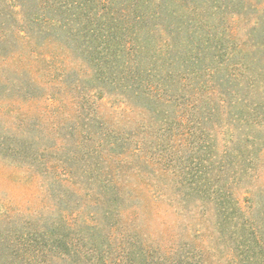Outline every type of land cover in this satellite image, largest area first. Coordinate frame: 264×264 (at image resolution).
I'll return each mask as SVG.
<instances>
[{
    "label": "trees",
    "instance_id": "16d2710c",
    "mask_svg": "<svg viewBox=\"0 0 264 264\" xmlns=\"http://www.w3.org/2000/svg\"><path fill=\"white\" fill-rule=\"evenodd\" d=\"M42 100L55 145L43 124L13 127L0 157L46 180L59 216L0 230V264H204L187 243L141 244L167 192L235 264H264V0H0V116Z\"/></svg>",
    "mask_w": 264,
    "mask_h": 264
},
{
    "label": "rangeland",
    "instance_id": "374dc122",
    "mask_svg": "<svg viewBox=\"0 0 264 264\" xmlns=\"http://www.w3.org/2000/svg\"><path fill=\"white\" fill-rule=\"evenodd\" d=\"M19 59H8V70L12 72L23 67V64L18 61ZM40 68H43L46 71V67H43L42 62L39 64ZM38 67L36 74L40 75L43 71ZM8 74V75H11ZM40 93V92H39ZM39 93H35L38 95ZM40 101V100H39ZM8 107L6 108L5 113L0 116V134L3 137H8L13 133V127H25L32 124H43L45 125V142L48 145H55L57 142L56 134L53 133L59 123H55L53 127H48V123L52 118L50 115L45 113V103L42 100L41 102L30 103L26 108V113L28 120H23L20 118H15L14 113L17 114L14 110H11ZM112 108L110 103L104 102L100 107L102 114L110 116ZM69 110L64 109V113L59 117L60 120L65 118V113L67 114ZM20 119L23 124H20ZM55 119V118H54ZM56 120V119H55ZM59 119L57 122H60ZM28 125H27V124ZM40 125V128L43 126ZM222 125V124H221ZM26 129V130H27ZM212 133H215L219 137L222 136V133H225L227 130L224 126L222 127H212ZM30 130V135H31ZM56 132V131H55ZM234 132V131H233ZM236 132V131H235ZM37 133V132H36ZM257 135H261L262 141L259 143L260 147L264 146V128H258L256 131ZM35 133L33 132V136ZM253 135V134H252ZM255 135V136H257ZM32 136V138H33ZM58 138V136H57ZM36 144L39 145V148H43L39 139L36 140ZM1 154V153H0ZM62 154V151H59L58 155ZM16 162V161H15ZM258 174L260 175V180L258 184L263 183L264 181V151L258 155ZM46 180H40L35 171L28 169L25 164L18 165V163L11 164V161L5 157H0V212H8L12 214V222L5 219L0 213V230L5 229L7 226L12 224L22 223L24 224L25 219L21 215L22 213L29 214L27 219L29 221H39L41 218L36 219V217H51L54 220L58 219L57 212H54V209L49 208L48 210H42L41 208L45 205L43 199V187H47ZM237 197L240 196L242 199L245 195L241 194V190H235ZM43 193V194H42ZM142 193V192H141ZM171 193V192H170ZM170 193H164V199L160 203L154 204L158 205V215H154L153 206L149 207L148 213L156 216L155 219H151L148 224L142 221L140 223V242L142 245L148 242V245L151 246V251L155 252L158 247H162V251H166L167 254L174 253V249L179 245L178 243L184 245L188 244L191 248H195L198 255L201 256L204 264H235L233 253L229 247V241L224 243L219 239L212 237L211 235V220L208 222L205 218H198L194 212H186L183 214H178L175 212V209L170 205ZM138 195L141 196L142 201L147 205L148 199L144 193L142 195L137 191ZM49 199V198H48ZM49 199L48 203H51ZM53 204H55L53 199ZM190 207V206H189ZM188 207V208H189ZM47 219V218H46ZM46 219L43 221L44 224H41L43 227H50L51 224H45ZM51 229H56V225H51ZM148 237V239L144 238ZM178 244V245H177ZM116 252L113 251V254ZM166 254V255H167ZM157 256V254H155ZM171 255H169L170 257ZM178 254L172 255V259H176Z\"/></svg>",
    "mask_w": 264,
    "mask_h": 264
}]
</instances>
